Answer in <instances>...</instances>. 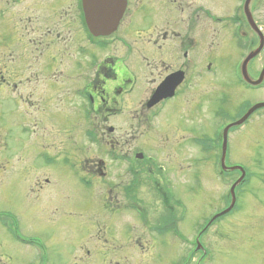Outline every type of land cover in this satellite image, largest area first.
Instances as JSON below:
<instances>
[{
    "label": "rangeland",
    "instance_id": "obj_1",
    "mask_svg": "<svg viewBox=\"0 0 264 264\" xmlns=\"http://www.w3.org/2000/svg\"><path fill=\"white\" fill-rule=\"evenodd\" d=\"M33 3L34 0H24L18 7L24 17L19 34L7 43L0 40V62L6 60L10 71L19 74L20 81L13 91V84L12 88L10 85L0 87V264H178L180 256L191 248L190 244L179 242L175 238L178 236L171 232L158 234L157 231L164 229L161 218L172 212L176 219L174 225L191 238L197 228L199 232L212 215L230 204L229 185L221 186L214 175V166L219 164L217 154L209 150L204 152L199 146L197 154L190 139L195 136L205 138L206 135L217 137L221 126L236 113L237 103L249 95L229 84L232 80L224 77L227 69L221 70L219 79L205 72L204 78H198V86L191 87L193 91L190 88L183 99L177 97L163 111V117L155 119L152 132H145L147 126L131 125L129 111L133 108L126 101L132 96L138 104L141 96L136 93L125 95L119 99L120 103L126 102L122 108L112 106L113 110L108 111L110 107L102 103L94 114L93 124L100 125V140L94 142L84 131L86 124L90 125L92 121L84 118L79 106L78 110L73 108L77 105L75 100L57 108L53 104V88L40 91L36 88V56L41 59L40 76L47 77L44 63L48 57L60 52L58 45H62L60 54L65 56L58 54L56 74L66 68L71 70L69 55L72 56L73 49L70 32L59 37H45L52 26L40 13L43 9H36V14H41L37 15L38 19L36 16L33 21L26 19L27 12L35 8ZM9 12V8H2V14ZM133 19L134 27L137 18ZM124 23L130 24L129 14ZM3 25L5 18L0 16V32ZM145 27L139 26L143 34L136 41L128 35L135 49L148 45ZM200 43L207 46L202 38ZM209 50H213L212 45ZM200 62V69L205 70L204 62ZM2 65L0 63V69ZM226 83L233 87L226 88ZM222 88H226L223 93H229L232 98L235 88L236 104H228L227 100L220 104ZM197 93L198 118L182 117L181 113L187 111V98L191 99V94ZM47 97L50 100L45 102ZM220 106L230 111L224 114L225 117L215 114ZM58 109L66 114L61 116ZM174 116L186 122L179 124L182 127L177 132L173 124L164 125ZM192 123L197 125L193 127ZM257 123L251 127L250 136H245L246 130L228 136L230 151L225 165L231 168L234 164L244 166L248 179L235 190V210L219 217L200 236L202 248L207 250L204 255L198 254V264H264V123L258 126ZM109 126L114 130L109 131ZM166 132L178 141L165 143L159 140L160 134ZM67 133L69 140L61 143L62 136ZM42 138L50 139L47 142L50 141L52 147L48 153L59 159L52 167L38 156L39 161L36 160ZM137 143L150 149L148 153L167 167L168 177L174 181L173 187L166 186V191L161 186L163 197L156 191L160 182L153 183L149 174L152 172L155 179H159L158 175L148 164L134 165L138 167L136 173L131 168L127 154ZM175 150L181 153L179 159L173 153ZM64 156L72 161L63 163ZM81 174L91 179L90 188L79 181ZM136 174L138 181L133 193L127 195L124 190ZM196 174L198 187L194 180ZM239 175L236 170L229 173L234 181ZM46 178L50 182H46ZM37 182L44 185L42 191L36 189ZM131 199L147 207L144 215L128 207ZM179 201L181 205H178ZM154 225L157 231L150 229ZM7 227L15 234L10 235ZM30 239H36V246L29 242Z\"/></svg>",
    "mask_w": 264,
    "mask_h": 264
},
{
    "label": "flooded vegetation",
    "instance_id": "obj_2",
    "mask_svg": "<svg viewBox=\"0 0 264 264\" xmlns=\"http://www.w3.org/2000/svg\"><path fill=\"white\" fill-rule=\"evenodd\" d=\"M251 1L254 5L253 13L256 26L262 32V37L252 27L248 13L234 15L233 7L239 0H128L119 28L109 37H96L89 32L83 17L82 0H34L35 8L27 12L26 19L32 21L35 20L34 16L38 19L37 15L44 14L48 25L52 26L47 29L45 37L47 39L54 36L59 37L62 33L70 32L71 48L73 49L72 56L69 55L72 59L71 70L68 71L66 68L56 74L58 54L61 57L65 56V54H60L63 50L62 45H58V48H61L60 52L48 57L47 62L44 63L43 68L49 74L47 77L40 76L41 59L39 55L36 56V88H40L39 91L46 87L53 88L55 90L53 104L57 105V108H61L60 105H65L72 99L75 100L77 105L73 108L78 110L79 106L83 115L91 109L92 101L95 113L102 103H106V106L110 107L108 111H112V106L122 108V104L127 102L133 108L129 111L131 125L134 127L147 126L145 132H152L148 117L162 115L168 105L177 100V97L183 99L188 91L194 90L191 88L192 86H198V78H204L203 70L200 69L201 60L204 62V67L214 69L211 73L214 77L219 79L221 70L225 68L227 75L224 77L235 82L234 69L237 63L247 57L252 50L256 51L262 45L259 51L246 63L249 81L246 85L241 86V90L249 95L244 97V103L248 102L252 105L264 101V96L261 97L264 95V20L262 19L264 0ZM23 3L24 0H0V14L3 7L9 8L10 12L3 13V15H6V20L12 23L11 26L3 25L2 32H0V40L3 42L7 43L9 39H13L22 29L21 26L24 24L22 18L24 17L18 7ZM60 3L65 6L59 7ZM37 8L43 9V12L39 11L40 13L36 14ZM128 14L130 15L129 25L124 23ZM134 17L137 18V22L133 27ZM142 25H146L144 34L148 45H143L141 49H135L128 35L135 37L134 41H136L138 36L143 34L139 28ZM132 30H134L133 33H131ZM201 38L207 42L206 47L200 43ZM210 45L213 50H209ZM13 61L15 60L13 59ZM0 63H3L0 69V87L10 85L9 88H12L11 84H13L14 88L11 91L16 90L20 83L19 74L10 71L6 60ZM74 68L77 75L74 73ZM40 79L43 81H39ZM150 83L153 84L150 85ZM161 83H169V87L174 89V95L151 105L152 95ZM133 93L141 96L138 104L134 102L132 96L130 100L128 98L126 102L123 100L120 103L121 97ZM191 95L192 98H187L185 104L187 111L181 115L185 118L197 119L198 93ZM48 100L50 97L44 101ZM47 104L51 105L52 103ZM58 111H61V116L66 114L62 109H58ZM59 120L61 119L59 118ZM91 121L90 125L86 124L84 131L87 132L91 128L99 137L100 125L93 124L94 119ZM181 123L186 124L174 116L163 124H173L174 131L177 132L178 128L182 127L179 125ZM255 123L257 126L264 123V108L257 109L240 127V131L246 130L245 136H250L249 131ZM107 128L109 131L114 129L110 126ZM68 133L64 137L62 136L61 143H66L69 140ZM167 134L168 132L161 133L159 140L165 141V143L178 141ZM36 137L38 138V136ZM47 140L50 139L42 138L41 147L36 152H48L52 146ZM36 141H39V138ZM157 146L161 148L160 145ZM192 146L198 154V144L195 143ZM148 150L150 149L137 143L127 154L130 165H139V162L146 161ZM169 151H171L170 148ZM173 153L176 155V159L181 157L180 152ZM37 155L39 154L36 153V160L39 161ZM140 156L142 157L140 158ZM56 161L59 159H55ZM195 162L197 163L198 159ZM55 164H51V167ZM195 179L198 187V174L195 175ZM45 181L50 182L47 178ZM36 189L42 191L44 185L37 182ZM8 233H12L9 227ZM16 250L17 247L14 248V251ZM196 252L198 253L197 246Z\"/></svg>",
    "mask_w": 264,
    "mask_h": 264
},
{
    "label": "water",
    "instance_id": "obj_3",
    "mask_svg": "<svg viewBox=\"0 0 264 264\" xmlns=\"http://www.w3.org/2000/svg\"><path fill=\"white\" fill-rule=\"evenodd\" d=\"M120 3H121V5H120V12L123 10V8H124V5H125V1H123V0H121L120 1ZM99 11V12H98ZM98 11H96V10H88V15L90 14V23L92 24V25H94L95 24V20H100V19H105L104 21H106V22H108V21H111V20H108V19H106V18H103L102 17V14H104V13H102L101 14V12H100V10H98ZM118 12V11H117ZM120 15L121 14H117V19H119V17H120ZM117 19H114V24H116L117 23ZM103 21V22H104Z\"/></svg>",
    "mask_w": 264,
    "mask_h": 264
},
{
    "label": "bare ground",
    "instance_id": "obj_4",
    "mask_svg": "<svg viewBox=\"0 0 264 264\" xmlns=\"http://www.w3.org/2000/svg\"><path fill=\"white\" fill-rule=\"evenodd\" d=\"M235 103V100H232V104H234Z\"/></svg>",
    "mask_w": 264,
    "mask_h": 264
}]
</instances>
